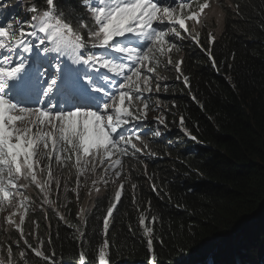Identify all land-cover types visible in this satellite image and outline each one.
Segmentation results:
<instances>
[{"label": "snow or ice", "instance_id": "1", "mask_svg": "<svg viewBox=\"0 0 264 264\" xmlns=\"http://www.w3.org/2000/svg\"><path fill=\"white\" fill-rule=\"evenodd\" d=\"M13 7L25 18L7 15ZM209 8V0H16L15 5L0 0V264H33V259L58 264L51 231L42 234L35 220L26 231V220L37 208L45 220L51 210L75 227L81 244L78 264H91L86 231L67 220V205L60 203L61 189L65 200L69 191L79 200L89 179V196L95 192L100 198L102 190L116 185L102 217L104 239L96 256L98 264H110V224L131 177L125 160L157 155L144 129L151 130L148 113L160 108L161 89L168 92L161 69L174 70L175 79L190 90L179 55L185 43L200 47L217 65L198 30ZM234 9L242 15L239 4ZM215 40L209 32V44ZM184 120L181 116V129L191 136ZM154 121L166 127L163 114ZM54 165L74 168L76 187L69 189ZM151 188L159 194L155 183ZM33 190H38L35 198ZM88 212L84 207L77 212L82 225L88 223ZM157 220L147 210L138 218L150 264H157L151 226Z\"/></svg>", "mask_w": 264, "mask_h": 264}, {"label": "trees", "instance_id": "2", "mask_svg": "<svg viewBox=\"0 0 264 264\" xmlns=\"http://www.w3.org/2000/svg\"><path fill=\"white\" fill-rule=\"evenodd\" d=\"M232 1L215 42L209 44L201 33L216 67L200 47L185 43L182 68L190 90L173 72L166 73L172 84L161 97L170 113L162 135L153 137L157 155L144 176L145 182L152 178L159 194L147 189L150 195L119 204L108 236L111 264H150L147 237L138 223L146 210L158 218L151 225L157 264H264V0ZM181 116L195 140L182 131ZM103 201L89 208L86 225L70 219L86 231L91 264H98L104 239ZM76 206L71 199L68 214L74 216ZM50 220L58 264H78L81 244L75 227L52 213ZM12 237L18 238L16 232Z\"/></svg>", "mask_w": 264, "mask_h": 264}, {"label": "clouds", "instance_id": "3", "mask_svg": "<svg viewBox=\"0 0 264 264\" xmlns=\"http://www.w3.org/2000/svg\"><path fill=\"white\" fill-rule=\"evenodd\" d=\"M179 55L183 56V53L180 52ZM168 72H173L174 73V78L176 77V73H175L174 70L164 71V70L161 69V75L167 77L168 90H169L170 89V85L172 83L169 82L170 76L166 74ZM183 72H184V70H183ZM176 81H179V80H176ZM164 93L165 92H163V89H161V93L159 95V100L161 101L160 108L157 109V108L153 107L148 113V116H151V118H152L151 120H153V123L149 126L151 130H149V128H145L144 129V131L146 132L145 139L150 141V147H151L152 150H154V146H153V137L155 136L154 135V131L158 130L160 132V128H161V126H163V125H159L158 123H156L154 121V118L157 117V116H160L161 114H163L164 118L166 119V115L165 114L170 113L169 108L166 106V104H164L163 98L161 97L162 94H164ZM156 100H157V96L155 94H153L152 97H151V100H150V104L154 105ZM149 131H151L150 135L148 134ZM154 158H156V157L149 156L147 158L141 157L140 160H135V159H133L131 161H128L127 159L125 160V173L127 174L130 171L131 172V177H130L129 180H127L125 182V190H124V194L122 196V202L121 203L126 202V201H133V195H135V201L137 199V196H139V195H142V194L150 195V194L147 193V191H146L147 189H150L152 194L154 195L155 192H153L152 188H151L152 183H154L153 181H151L152 178L149 179L147 182H145V177H144V176H148V173H150V168H149L150 167V160L154 159ZM54 167H55V165H54ZM145 171H146V174H145ZM61 172H62V180H63V178H67L68 179L69 189L76 187V173H75V169L74 168H72V169H68V168L60 169L58 167H55V174L56 175H61ZM81 179L83 181V177ZM132 184L137 185L135 190L132 189V187H131ZM90 187H91V182H90V179H89L88 183L84 184L81 187V189H80L79 200H77L76 193H74L72 191L68 192L67 199L65 200L64 197H63V191L61 189L60 201L64 200V204L67 205L68 203H70L71 199H73L76 202V205H77L76 206V212H75L74 216L68 214L67 211L65 212L66 218H67V220L69 222L71 221L70 219H72V218L78 219L77 212L79 211V209L81 207H84V208H87V209H89L90 207L97 208V201L100 198H104V201H103L102 205H104L105 211H106V208H107V206L109 204V201H110V199H111V197L113 195V192H114V190L116 188V185L115 184L110 185L107 190H102L101 193L99 194L100 198L97 197V194L95 192H93L92 195L89 196L88 190H89ZM36 191H38V190H33L34 198H35V192ZM52 198L56 199V195L54 194ZM118 208H119V205H118ZM91 209L89 210V212L91 211ZM60 211H65V209L61 208ZM68 211H69V209H68ZM116 212L114 213V215L116 214ZM51 213L55 214L53 211L49 210L48 213H47L48 219L45 220L44 219V213L39 208H37L36 213L35 214H30L29 218L26 220V225H25V227H27L26 231L29 230V226H32L31 224L29 225V223L32 220H35V221H38V222L41 223L40 218H43L47 229H49L48 228V224L49 223L51 224V227H52V222L50 220V214ZM103 215H101V223H102ZM61 222L64 223L63 221H61ZM13 232H15V231L13 230ZM12 239H13V237H12Z\"/></svg>", "mask_w": 264, "mask_h": 264}, {"label": "rangeland", "instance_id": "4", "mask_svg": "<svg viewBox=\"0 0 264 264\" xmlns=\"http://www.w3.org/2000/svg\"><path fill=\"white\" fill-rule=\"evenodd\" d=\"M232 2V0H209L210 8L205 10V15L203 17V25L198 26V30L200 31V33L206 34L207 37L209 32H211L215 36L218 35L223 28L225 18V7H230ZM149 119H152L151 116H149ZM148 134L150 135L151 131H149ZM29 224H31V222ZM39 224L41 227L42 225L40 222ZM41 228V233L47 235V233L49 232L48 229H46L44 226H42ZM142 234H144V232H142ZM111 260L112 259L110 258V264L112 263ZM96 261L98 262L97 259Z\"/></svg>", "mask_w": 264, "mask_h": 264}]
</instances>
